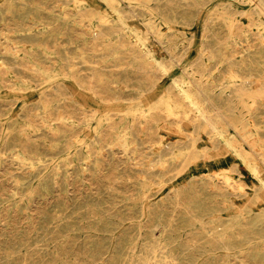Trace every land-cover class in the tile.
<instances>
[{"label":"rangeland","instance_id":"obj_1","mask_svg":"<svg viewBox=\"0 0 264 264\" xmlns=\"http://www.w3.org/2000/svg\"><path fill=\"white\" fill-rule=\"evenodd\" d=\"M0 264H264V0H0Z\"/></svg>","mask_w":264,"mask_h":264},{"label":"bare ground","instance_id":"obj_2","mask_svg":"<svg viewBox=\"0 0 264 264\" xmlns=\"http://www.w3.org/2000/svg\"><path fill=\"white\" fill-rule=\"evenodd\" d=\"M161 66V65H160ZM159 68V67H158ZM175 87H177V86H175ZM188 96V95H187ZM200 111V110H199ZM204 115V114H203ZM205 116V115H204ZM225 142V141H224ZM228 144V143H227ZM257 168V167H256ZM253 172V171H252Z\"/></svg>","mask_w":264,"mask_h":264}]
</instances>
